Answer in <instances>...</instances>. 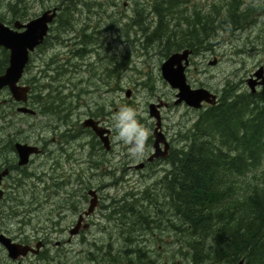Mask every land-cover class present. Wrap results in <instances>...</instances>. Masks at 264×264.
Segmentation results:
<instances>
[{
    "label": "rangeland",
    "instance_id": "rangeland-1",
    "mask_svg": "<svg viewBox=\"0 0 264 264\" xmlns=\"http://www.w3.org/2000/svg\"><path fill=\"white\" fill-rule=\"evenodd\" d=\"M74 1H77L81 6L79 11L75 13L76 17L70 19L71 25L68 30L60 32L59 27H57L58 20V23L54 24L51 29V37L47 43V46L48 44L49 46H44L31 57L30 65L22 81V85L32 86L31 101L26 106L32 110L35 109L33 100L40 88L44 90L43 97L47 98V94L56 87V81H59L57 75H60L61 72L56 71V68L59 67L57 64L61 65L65 71L66 64L69 61L70 66H73L71 68L73 73L67 76L63 75L62 82L68 85L69 89L66 92L69 95L71 92L75 94V99H71L74 105H78L81 100L83 101L80 102L82 106L85 102L91 108H95L99 104L111 109V113L106 117L111 119L112 125L108 124L114 130L113 142L116 147L114 154L108 156V159L112 167L120 165L121 170L117 171L115 188L109 191L116 202L114 209H102L103 213L93 218L97 224L91 227L85 241L76 239L72 245L66 244L64 247L65 254H58L54 259V264H108L112 259L106 257L107 255L123 259L121 254L126 249L123 234L129 232L134 233L133 238L138 236L141 246L145 247L147 252L150 251L154 259L163 260L168 253H173L176 250L175 247L169 246L170 242L175 241V235L170 236L162 223V219L165 222L167 219V214L163 209V205L168 202V200L163 201V188L166 185L163 179L166 176V171L169 170L167 169L169 165L164 163L162 167L157 165V167L154 166L152 169L148 168L146 170L129 168L130 166L139 165L143 158L149 157L147 151L150 149V144L147 141L153 137L155 126V121L149 114L151 103H157L158 99L161 98L170 103L169 108L163 112V122L167 133L175 138V148H181L184 145V131L192 128L199 112L185 105L175 106L174 102L178 91L173 90L168 85L161 73L162 64L171 54L165 57L166 43L164 41H152L151 39L157 18L151 15L149 10L145 11L146 15L143 13L141 17L136 13L137 7L149 8L148 0H88L86 4L90 5L92 11L84 6L85 0ZM232 2L233 0H188L183 9H185L184 12L187 10L188 13L194 10H204L205 12L212 10L214 14L217 12L220 16H223ZM11 3H15L14 0H0V21L8 26H12L16 20H19L16 18L20 16L28 15L29 21L41 16L51 8H59L60 16H64L61 14H63L62 9L67 0H27L26 5L23 3L20 5L17 13L14 12L16 9L10 10ZM236 4L243 10L240 13L246 12L242 28L235 30L233 27L224 25V29H220L216 38L207 43L208 51L205 52L204 48L202 49L204 50L203 53L193 55L191 70L187 73L189 84L195 88H206L213 94L218 95L219 98L225 90L231 87L236 92L250 93L251 89L248 84L251 79L250 76L258 72L261 67L264 68V0H236ZM132 18L144 24L148 28L147 31L136 26ZM85 27L88 29L87 34L94 35L93 44L87 48L94 52L90 58L80 61L81 59L75 57L74 54L85 48L82 46ZM183 27L184 22L182 21L179 29L183 30ZM82 28L84 29L82 30ZM231 29L234 30L231 31ZM150 39L151 41L148 43ZM214 62L217 63L214 65ZM81 63L84 68L82 69L81 66L79 72H77L75 68L78 65L76 64L82 65ZM88 64L94 66V72L89 70ZM114 69L118 71L115 84L113 77L110 78ZM93 74L97 76L92 78ZM104 79H108L109 84L106 85ZM45 86L48 89H45ZM85 90L89 94L83 95L78 100L76 98L77 93L81 94ZM257 91H261V89ZM127 92H131L129 98L126 95ZM18 107H22V105L13 100L9 90L0 91L1 149L5 148L10 139L30 140L37 133L40 121L19 112ZM123 108L135 110L137 122L149 131L145 150L141 154H131L129 149L132 145H126L123 141L117 139L118 130L115 127L114 117ZM79 110L83 112V109ZM89 140L90 143L94 141L91 134ZM104 154L102 153V155ZM13 157L12 150L5 149L0 152V163H4L7 159L12 160ZM106 167L110 168V164L108 163ZM30 172L33 173V167L26 170V173ZM17 174L11 178L13 182L11 183L10 201L9 203H3V206H1L0 230L17 239H38L46 231L49 232V229H52L46 223L52 209L44 205L43 209L38 210L41 192L36 189L34 178L32 176L20 177ZM88 178L91 184L95 186L103 181L105 184L112 181V178L108 176L93 178L92 175H89ZM146 192H148L147 195H145ZM132 194H137L135 201L139 199L144 202L135 203L134 209H136L137 216L149 218L154 213V216L157 217V226L163 228L158 233L159 239L154 237V239H157L156 241H153L150 232L142 228V226H145L143 219L136 227L140 231H133L131 227L129 228L126 225V221L128 223L130 220L134 221L136 215L127 212L126 217H124L121 213L122 209L120 210V200L123 197L130 198ZM45 195L46 193L43 194V196ZM156 201L160 203V209L153 211L154 208L151 204ZM131 202L130 204H134V202ZM117 209L121 216L111 219L112 216L109 213ZM23 217L29 220L26 224H21ZM71 220L72 218H67L57 226V230H60L58 238L61 237L63 243H66L70 237L67 230L71 226ZM126 236L128 235L126 234ZM160 238L162 241H160ZM136 246L135 244L133 247L136 248ZM93 257L97 258L98 261L94 262ZM113 261L115 264L120 262V260L115 259ZM123 264L128 263L125 261Z\"/></svg>",
    "mask_w": 264,
    "mask_h": 264
},
{
    "label": "trees",
    "instance_id": "trees-1",
    "mask_svg": "<svg viewBox=\"0 0 264 264\" xmlns=\"http://www.w3.org/2000/svg\"><path fill=\"white\" fill-rule=\"evenodd\" d=\"M26 1L14 0L10 10L16 9L17 13ZM87 2L85 0L84 6L90 9ZM187 3L188 0H148L149 8L136 9L140 17L149 10L157 18L151 39L166 43L165 57L187 48L195 53L208 51L207 43L216 38L224 25L234 29L244 25L246 12L240 13L243 10L236 0L223 16L212 10L184 12L183 6ZM80 6L77 1L67 0L61 14L64 16L57 22L60 32L68 30L70 19L76 17L74 14ZM28 18L25 15L16 19L27 21ZM132 21L147 31L140 21L134 18ZM182 21L183 30L179 29ZM87 31L85 28L82 41L93 44L94 35ZM1 50L0 76L8 65V57ZM233 89L223 92L220 103L199 112L192 128L183 135L185 147H176L169 159V174L163 179L166 183L163 201L168 200L163 209L167 219L166 222L162 219V223L170 236L175 235V241L169 246L176 250L163 260L154 259L150 251L141 247L138 236L133 238L134 233H124L127 248L137 243V249L129 253L135 256H129L130 259L121 254V259L107 255L112 259L108 264H115L114 259L120 260L117 264L125 260L128 264H238L242 259L245 264H264V90L253 96ZM136 195L124 197L120 202L124 217L127 212L136 215V219L126 221V225L140 231L136 227L143 219L142 228L156 241L159 238L154 237L161 231L157 217L154 213L149 218L137 216L135 203L144 202L135 201ZM131 201L134 204H130ZM151 205L153 211L160 209L158 201ZM93 261L98 259L93 257Z\"/></svg>",
    "mask_w": 264,
    "mask_h": 264
},
{
    "label": "flooded vegetation",
    "instance_id": "flooded-vegetation-1",
    "mask_svg": "<svg viewBox=\"0 0 264 264\" xmlns=\"http://www.w3.org/2000/svg\"><path fill=\"white\" fill-rule=\"evenodd\" d=\"M45 46H47V44ZM40 49H42V47L38 50ZM80 51L81 52L78 51L74 54L75 57L81 59L80 61L90 58L94 52L88 50L86 47ZM5 55L8 57L9 61V53L5 52ZM48 64L54 65L53 63ZM70 64L71 63L68 61L65 71L62 69L61 65L56 68V71L61 72V74L57 75L59 76V81H56V87L48 94L50 97H43L42 93L44 90L42 88H40L35 94V97L33 95L35 98V113L25 115L40 121L35 137L30 140L10 139L4 149L0 148V152L5 149H11L14 155L12 160L7 159L4 163H0V171H8L7 176L4 178L2 185L0 186V190L3 192L2 198L0 199V210L3 203H9L10 201L11 183L13 182L11 178L13 175L16 173H18L17 176L20 177L32 175L35 180L36 189L41 192V197L39 198L40 205L37 209H43L44 205L51 207L52 210L46 223L49 224L53 230L50 229L49 232L46 231L42 237L34 240L10 237L6 232L0 230V235H4L11 239L13 243L28 249L25 256L23 255L17 259H12L10 258L7 249L0 243V264H54V259H56L58 254H65L66 250L64 247L66 244L72 245L76 239L85 241L91 227L97 224L96 221L94 222L93 218L102 214V209L112 210L116 204L115 199L112 198L109 191L110 189L115 188L117 184L115 177L117 171L121 170V166L114 165L112 167L108 159V156L114 154L116 147V144L113 142L114 130L112 126L109 125L111 124V119L110 117H106V115L111 113V109L100 106L99 104H97L95 108H91L85 102L83 106L80 105V102H83L80 98L88 93L86 90L77 95V99L80 101L78 105H74L73 101L70 99L75 98V94L71 92L69 95L66 92L69 89L68 85L62 82L63 75L67 76L70 75V73H73L71 69L73 66H70ZM76 65H78L75 68L77 72H79L81 66L82 69L84 68L83 64ZM88 67L90 68V71L94 72V66H89L88 64ZM189 70L191 69L189 68L187 71ZM117 75L118 71L114 69L110 75V78L113 77L114 84ZM96 76V74H93L92 78H95ZM253 76L254 74L250 77L252 78ZM104 82L106 85L109 84L108 79H104ZM28 86L32 88V86ZM45 89H48L47 86H45ZM258 89H261V91L264 90V78L261 83H259ZM36 95L40 97L38 98ZM55 96L59 100H57ZM31 97L32 94L30 93L27 104L31 101ZM35 100L38 101L36 102ZM157 103H161L160 105L163 106L160 109L162 116L164 110L169 108L170 103L162 100V98L158 99ZM36 104H38V106ZM66 106H68L69 109L66 108ZM20 108L21 107H18V109ZM79 109H83V112H80ZM62 114L63 116L61 117L60 115ZM163 118L164 117L162 116V121H164ZM88 120L97 123L99 128L110 131V133L105 134V136L107 135L109 137V148L105 147L104 141L95 135L92 128L85 125ZM154 131L155 128L153 130V137L147 141V143L149 142L150 144V149L147 151V156L149 155V157L143 158L139 165L130 166V168L128 167L129 169L134 168L136 170H146L148 167L153 168L154 166L157 167V165L162 167L164 163L169 162V159L161 158L150 161L155 150ZM160 131L166 137L167 142L169 141L170 155L172 156L171 152L175 150L176 146L175 138L167 133L164 122ZM90 134L92 135V138L94 137L93 143H90ZM17 144L27 145L34 149V153L30 157L29 163L25 166L19 165L20 159L16 149ZM161 148L163 149L162 146ZM102 153L105 154L102 155ZM108 163L110 164V168L106 167ZM31 167H33V173H26V170ZM89 175H92L93 178L97 176H108L112 178V181L109 184H105L103 181L101 184L95 186L91 184L88 178ZM44 193H46L45 196H43ZM93 202L96 206L90 211ZM107 203L110 204L108 205ZM115 213L117 212L113 210L109 215L113 218ZM67 218H72L71 226L67 230L70 237L66 243H63L62 238H58L59 231L57 230V226L63 223ZM22 219V222L25 224L29 221L26 217H23Z\"/></svg>",
    "mask_w": 264,
    "mask_h": 264
},
{
    "label": "water",
    "instance_id": "water-1",
    "mask_svg": "<svg viewBox=\"0 0 264 264\" xmlns=\"http://www.w3.org/2000/svg\"><path fill=\"white\" fill-rule=\"evenodd\" d=\"M58 16V9H50L45 11L41 16L23 23L16 21L13 28L0 21V48L9 52V66L5 73L0 76V90L8 88L13 99L16 102L27 103L30 87L20 86L25 70L30 63V55L41 46L49 35L50 27ZM193 54L192 50L186 49L182 52H176L171 55L161 67V73L164 80L174 90L178 91L175 105L185 104L191 109L201 110L206 105H216L218 101L217 95L205 88H193L187 79V68L190 66V58ZM217 62H214L215 65ZM256 79L249 81V86L252 93H256V86L261 83L264 78V68H261L256 74ZM131 92H127L129 98ZM162 105L152 104L150 106V116L156 120L155 128V150L152 160L159 157H167L169 155V144L165 136L160 131L162 126L161 113L159 108ZM19 112L34 113L28 108H20ZM85 125L93 129L95 134L101 138L106 148H109V137L105 134L110 133L109 130L99 128L97 123L92 120L86 121ZM165 145V150L162 152L160 145ZM17 153L19 155V165L25 166L29 163L30 157L34 153L33 147L17 144ZM8 171L0 172V186L3 179L7 176ZM3 192L0 190V199ZM94 202L91 205L90 211L95 208ZM0 243L7 249L10 258L17 259L20 256H25L28 252L26 247L17 245L11 239L0 235ZM23 249V250H22ZM238 264H245V259H242Z\"/></svg>",
    "mask_w": 264,
    "mask_h": 264
},
{
    "label": "clouds",
    "instance_id": "clouds-1",
    "mask_svg": "<svg viewBox=\"0 0 264 264\" xmlns=\"http://www.w3.org/2000/svg\"><path fill=\"white\" fill-rule=\"evenodd\" d=\"M136 112L131 108H123L114 117L118 130L117 139L126 145H132L129 149L133 155L141 154L145 150V143L149 137V131L136 120Z\"/></svg>",
    "mask_w": 264,
    "mask_h": 264
},
{
    "label": "bare ground",
    "instance_id": "bare-ground-1",
    "mask_svg": "<svg viewBox=\"0 0 264 264\" xmlns=\"http://www.w3.org/2000/svg\"><path fill=\"white\" fill-rule=\"evenodd\" d=\"M12 9V8H11ZM91 9H89V11H90ZM92 11V10H91ZM15 12V11H14ZM205 12V11H204ZM207 12V11H206ZM196 13V12H195ZM208 13V12H207ZM4 14V13H3ZM75 15V14H74ZM2 17V16H1ZM69 25V24H68ZM71 25V24H70ZM88 25V24H87ZM86 25V26H87ZM88 27V26H87ZM111 27V26H110ZM110 27H109V29H110ZM86 28V27H85ZM99 28H101V27H99ZM113 28V27H112ZM242 28V27H241ZM68 29V28H67ZM81 29V28H80ZM84 28H82V30H83ZM103 29V28H102ZM106 30V29H105ZM236 30V29H235ZM150 32V31H149ZM53 33V32H52ZM103 33V32H102ZM129 33V32H128ZM149 36V35H148ZM58 39V38H57ZM49 40V39H48ZM149 41H151V39L149 40ZM49 42V41H48ZM82 42V41H81ZM50 44H52V43H50ZM48 46H49V44H48ZM47 46V47H48ZM206 52V51H205ZM199 53V52H198ZM202 53H203V51H202ZM196 55V54H195ZM198 55V54H197ZM82 56H83V54H82ZM90 70V69H89ZM112 71V70H111ZM224 91V90H223ZM228 91V90H227ZM233 91H235L234 89H233ZM236 92V91H235ZM54 93V92H53ZM56 93V92H55ZM82 93V92H81ZM220 93V92H219ZM229 93V92H228ZM43 94V93H42ZM58 94H59V92H58ZM79 93H77V95H78ZM222 94V93H221ZM62 95V94H61ZM231 95V94H230ZM236 95V94H235ZM37 96V95H36ZM47 96H48V94H47ZM75 96V95H74ZM222 96H223V94H222ZM233 96V95H232ZM38 97V96H37ZM36 97V98H37ZM40 97V96H39ZM38 97V98H39ZM48 97H50V96H48ZM52 97V96H51ZM64 97V96H63ZM73 97V96H72ZM221 97V96H220ZM227 97H228V95H227ZM235 97H237V96H235ZM37 98V99H38ZM55 98H56V96H55ZM55 98H53V99H55ZM77 98V97H76ZM35 99V98H34ZM57 99V98H56ZM55 99V100H56ZM75 99V98H74ZM223 99V98H222ZM46 100V99H45ZM57 100H59V99H57ZM68 100H69V98H68ZM71 100V99H70ZM34 101V100H33ZM36 101V100H35ZM38 101V100H37ZM36 101V102H37ZM77 101V100H76ZM220 101V100H219ZM35 102V103H36ZM71 102V101H70ZM52 103V102H51ZM54 103V102H53ZM59 103V102H58ZM61 103V102H60ZM64 103V102H63ZM220 103V102H219ZM45 104V103H44ZM30 105H31V103H30ZM37 106H38V104H36ZM43 105V104H42ZM61 105V104H60ZM64 105V104H63ZM66 105V104H65ZM69 106V105H68ZM68 106H66V108H68ZM31 107H33L32 105H31ZM50 107H52V106H50ZM63 107V106H62ZM58 108V107H57ZM65 108V107H64ZM65 108V109H66ZM69 109V108H68ZM74 109V108H73ZM246 109V108H245ZM103 111V110H102ZM53 116V115H52ZM61 117L63 116V114L62 115H60ZM163 116V115H162ZM64 118V117H63ZM57 119H58V116H57ZM164 119V118H163ZM59 121V120H58ZM154 121V120H153ZM62 126V125H61ZM193 126V125H192ZM72 127V126H71ZM74 127V126H73ZM190 129V128H189ZM189 129L187 130V131H189ZM185 132V131H184ZM183 132V133H184ZM182 133V132H181ZM182 136V135H181ZM70 137H71V135H70ZM94 138V137H93ZM52 139V138H51ZM68 139H70V138H68ZM72 139V138H71ZM96 140V139H95ZM182 140V139H181ZM169 142V141H168ZM178 142V141H177ZM182 142H183V140H182ZM172 143V142H171ZM47 144V143H46ZM97 144V143H96ZM179 144H180V142H179ZM183 144V143H182ZM57 145V144H56ZM181 145V144H180ZM96 146V145H95ZM106 147V146H105ZM112 147V146H111ZM132 147V146H131ZM184 147H185V145H184ZM183 147V148H184ZM64 149V148H63ZM104 149V148H103ZM178 149V148H177ZM105 150V149H104ZM102 151V150H101ZM181 151V150H180ZM104 152V151H103ZM113 152V151H112ZM172 153V152H171ZM110 154V153H109ZM112 154V153H111ZM174 155H176V154H174ZM171 156V155H170ZM172 159H173V157H172ZM171 160V159H170ZM139 161V160H138ZM91 162V161H90ZM93 162V161H92ZM172 162V161H171ZM94 163V162H93ZM93 163H91V164H93ZM146 164H148V163H146ZM98 165V164H97ZM96 165V166H97ZM91 166V165H90ZM129 166V165H128ZM145 167V166H144ZM149 168V167H148ZM152 168V167H151ZM165 168H167V167H165ZM132 169V168H131ZM168 169V168H167ZM129 171V170H128ZM151 171V170H150ZM171 171V170H170ZM165 173V172H164ZM166 174H169V170H167L166 171ZM30 176H32V175H30ZM159 178V177H158ZM157 179V178H156ZM158 180V179H157ZM81 181V180H80ZM79 182V181H78ZM115 183V182H114ZM157 183V182H156ZM155 183V184H156ZM116 184V183H115ZM150 186V185H149ZM159 186V185H158ZM157 186V187H158ZM156 188V187H155ZM100 192V191H99ZM180 192V191H179ZM148 194V193H147ZM159 194V193H158ZM159 196V195H158ZM19 197V196H18ZM20 198V197H19ZM124 198V197H123ZM128 198V197H127ZM151 198V197H150ZM158 198V197H157ZM103 199V198H102ZM159 199V198H158ZM34 200V199H33ZM125 200V199H124ZM155 200V199H154ZM36 201V200H35ZM121 201V200H120ZM150 201V200H149ZM116 203V202H115ZM119 204V203H118ZM160 204V203H159ZM14 205V204H13ZM154 207V206H153ZM14 208V207H13ZM20 208V207H19ZM121 210V209H120ZM17 211H18V209H17ZM115 212H118V209L117 210H114ZM122 213V212H121ZM11 214V213H10ZM13 214V213H12ZM118 217L119 218V216H121V214L119 213V215H118V213H115V215H114V217L113 218H115V217ZM6 217V216H5ZM4 217V218H5ZM113 218H111V219H113ZM141 219V218H140ZM8 220V219H7ZM4 221V220H3ZM6 221V220H5ZM35 222V221H34ZM22 224H23V222H22ZM32 224V223H31ZM130 226V225H129ZM55 228V227H54ZM24 229V228H23ZM161 229H163V228H161ZM164 229H165V227H164ZM50 230V229H49ZM53 230V229H52ZM35 231V230H34ZM55 231V230H54ZM58 231H60V230H58ZM162 231H164V230H162ZM38 232V231H37ZM122 232V231H121ZM126 232V231H125ZM43 233V232H42ZM58 233V232H57ZM33 234V233H32ZM38 235H39V233H38ZM166 235V234H165ZM53 236V235H52ZM59 236H60V234H59ZM147 236V235H146ZM160 236V235H159ZM54 237V236H53ZM56 237V236H55ZM162 237V236H161ZM61 238V237H60ZM146 238V237H145ZM144 238V239H145ZM158 238V237H157ZM147 239V238H146ZM161 239V238H160ZM64 240V239H63ZM148 240V239H147ZM162 240V239H161ZM164 241V240H163ZM167 241V240H166ZM149 242V241H148ZM162 243V242H161ZM137 244V243H136ZM126 245V244H125ZM137 247V246H136ZM142 247V246H141ZM140 247V248H141ZM130 248L131 249H134V250H130ZM137 249V248H136ZM146 249V248H145ZM131 251H135V248L134 247H131V246H129V248H127L126 247V249H125V251H124V253L123 254H126L128 257L130 256L131 258H133L134 256H135V253H132L131 255L129 254ZM146 251V250H145ZM150 254H148V256H149ZM147 256V255H146ZM129 257V258H130ZM130 258V259H131ZM145 259V258H144ZM152 259V258H151ZM126 261V260H125ZM128 261V260H127ZM135 261V260H134ZM149 261V260H148ZM141 262H143V261H141ZM152 263V262H151ZM123 264V263H122ZM139 264V263H138ZM141 264V263H140Z\"/></svg>",
    "mask_w": 264,
    "mask_h": 264
}]
</instances>
